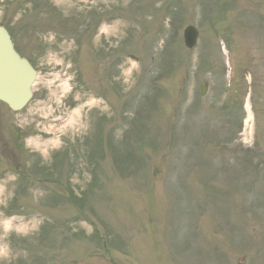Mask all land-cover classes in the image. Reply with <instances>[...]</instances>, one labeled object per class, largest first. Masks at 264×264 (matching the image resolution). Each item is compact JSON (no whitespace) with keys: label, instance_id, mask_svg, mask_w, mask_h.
Returning <instances> with one entry per match:
<instances>
[{"label":"rangeland","instance_id":"374dc122","mask_svg":"<svg viewBox=\"0 0 264 264\" xmlns=\"http://www.w3.org/2000/svg\"><path fill=\"white\" fill-rule=\"evenodd\" d=\"M0 24L38 71L0 104V264H264V0H0Z\"/></svg>","mask_w":264,"mask_h":264},{"label":"water","instance_id":"95a60500","mask_svg":"<svg viewBox=\"0 0 264 264\" xmlns=\"http://www.w3.org/2000/svg\"><path fill=\"white\" fill-rule=\"evenodd\" d=\"M183 39L188 49L193 48L197 39L195 28L187 27ZM34 78V70L15 53L7 32L0 27V101L11 111L22 109L31 97Z\"/></svg>","mask_w":264,"mask_h":264},{"label":"bare ground","instance_id":"6f19581e","mask_svg":"<svg viewBox=\"0 0 264 264\" xmlns=\"http://www.w3.org/2000/svg\"><path fill=\"white\" fill-rule=\"evenodd\" d=\"M247 108H248V107H247ZM247 108H246V110H247V113H248L247 115H248V116H247V119L245 120V123H247V122H248V118H250V114H249V111H248ZM70 121H71V119H70ZM70 121H69V122H70ZM67 124H68V123H67ZM67 124H66V125H67Z\"/></svg>","mask_w":264,"mask_h":264}]
</instances>
